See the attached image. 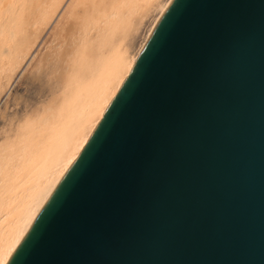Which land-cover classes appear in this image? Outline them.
<instances>
[{
	"label": "water",
	"instance_id": "water-1",
	"mask_svg": "<svg viewBox=\"0 0 264 264\" xmlns=\"http://www.w3.org/2000/svg\"><path fill=\"white\" fill-rule=\"evenodd\" d=\"M7 264H264V0H171Z\"/></svg>",
	"mask_w": 264,
	"mask_h": 264
},
{
	"label": "bare ground",
	"instance_id": "bare-ground-1",
	"mask_svg": "<svg viewBox=\"0 0 264 264\" xmlns=\"http://www.w3.org/2000/svg\"><path fill=\"white\" fill-rule=\"evenodd\" d=\"M62 1L0 0V79L12 78L10 71L17 70L22 58L28 51L31 52L29 49L34 41L37 43L38 30L48 25ZM153 1L69 0L67 7H64L66 10L62 12L61 23L58 22L61 25L55 38L60 45L56 46L55 51L51 50L50 58L55 54L54 61L49 58L53 62L47 63L46 59L44 65L49 64L51 72H57L59 77L65 79L67 90L63 97L58 95L62 99L57 108L53 103L57 110L52 111L51 119L46 118L45 128L38 122L45 132L40 137L28 136V132L21 149L17 150L18 163H10L15 155L12 153L15 147L12 143V151L7 158L4 159L5 154L0 152V264L8 263L128 75L138 53L127 60L119 46L121 41L117 43L114 39L118 38L121 26L130 27L136 15L154 5ZM170 1L166 0L160 8L142 45ZM90 31H93L91 36L88 35ZM80 36L91 40H80V45H74ZM65 59L71 64H62ZM64 64L71 66H67L69 71L67 67L62 69ZM65 69L68 72H63ZM8 78L6 80L9 82ZM1 80L0 89L4 88Z\"/></svg>",
	"mask_w": 264,
	"mask_h": 264
},
{
	"label": "rangeland",
	"instance_id": "rangeland-1",
	"mask_svg": "<svg viewBox=\"0 0 264 264\" xmlns=\"http://www.w3.org/2000/svg\"><path fill=\"white\" fill-rule=\"evenodd\" d=\"M63 1L62 3L64 6L62 5V3L60 4L59 6L60 9L57 8L58 9L57 12L56 11L54 12L55 15H52L53 18L49 20L48 25L45 24L41 26L42 28L38 30V35L36 36L38 39L35 38V40L37 39L36 41L37 43H35L34 41L33 45L31 46L32 49L31 48L29 49L31 52L28 51L27 54L25 55L26 57L24 56L22 58V61L25 60L23 62L22 61L20 62V64L22 63V65L19 64L20 67L18 65L16 67L17 70L14 69V71H10L9 76L12 75L13 76L12 78L7 77L9 79V82L8 80H6L7 79L6 77L4 79L2 77L1 78L2 80L0 79L1 84L2 85L4 84L3 85L4 88L1 87L0 89V93H1L0 94L1 95L0 96V149H1L0 152L5 154L4 157L5 159L12 151L13 146H11L10 143H12V145L15 146L14 151L16 152L12 151V153L15 155H13L12 162L10 163H18L19 155H17L18 152L17 150L21 149L20 146L26 140L27 138L26 136L28 135V132L30 133L28 136H33V137L34 136L40 137V135L45 132V130L42 131V129H44L46 126L45 125L47 123L46 118L48 119L49 117V119H51L50 117L53 116V112H56L57 105L58 106L60 105L59 103L67 90V85L64 82L65 79L59 77L58 76L59 73L57 74V72H53V71L51 72V69H49L50 68L49 64L44 65L46 61L47 63L54 61L55 58L54 53H53L54 56L51 57L53 61H50L51 50L52 52L55 51L54 49H57V47H59L60 45L59 44L60 41L59 40L57 41V39L55 40V38L58 37V29H60V25H61L59 24L61 23L60 19H62L64 14L62 12L63 10L65 12L66 8L64 7L67 5V3H69V0H63ZM165 2L166 0H154L153 1L154 5L151 4L146 10H143L141 13L136 15L130 27L127 26L126 28L125 27L123 28L121 26L122 30L120 34L118 38L114 40L117 43L121 41V44L119 46L122 49V51H124V55L127 58V60L139 52V49L146 38L149 28L151 27L152 23L154 22L155 18L157 17L160 11V8ZM61 7H63L64 9ZM57 24L59 25V27H57L58 26ZM54 28L57 29L54 30ZM92 32L93 31L88 32V35L91 36ZM82 38H83L82 36L76 38V42H75L76 44L74 45H80L82 41H84L85 39L86 41L91 40L89 37L85 39ZM46 56L48 58H46ZM65 60L62 61V64L69 62L71 64V61H68L71 60L70 58L66 60L67 62ZM50 65L52 66V64ZM67 66L69 65L64 64L62 69H64ZM69 67L71 68V66ZM69 67H67L68 71L70 70ZM67 70L66 71L63 70V72H68ZM2 81L5 83H2ZM6 82L8 83L6 84ZM58 85L60 87H58ZM59 94H61L62 97L59 98L60 96ZM54 98L59 99V101L57 99L55 100ZM53 103L56 106V108H54ZM38 122L41 123V125L44 128ZM29 125H31L32 128ZM36 125L39 126V128ZM23 126H26L27 128L25 127L26 128L25 129ZM29 127L32 131L29 130ZM37 130H40V132ZM6 133L9 134L8 136L10 141L8 140V136ZM23 136L24 139L22 138ZM12 141H14V143ZM7 143H9L10 145H8Z\"/></svg>",
	"mask_w": 264,
	"mask_h": 264
}]
</instances>
